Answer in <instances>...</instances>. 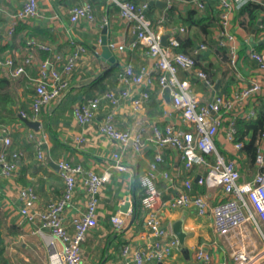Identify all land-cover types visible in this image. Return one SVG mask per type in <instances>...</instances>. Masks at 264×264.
I'll list each match as a JSON object with an SVG mask.
<instances>
[{
	"label": "built area",
	"instance_id": "1",
	"mask_svg": "<svg viewBox=\"0 0 264 264\" xmlns=\"http://www.w3.org/2000/svg\"><path fill=\"white\" fill-rule=\"evenodd\" d=\"M12 1V0H8ZM39 0H23L20 6L8 16L4 39L10 37L19 21L38 15ZM118 7V14L125 21L133 24L135 40L125 44L115 39H108L107 45L112 51L122 53L127 48L140 45L144 55L151 64H135L131 60L124 61L117 71V82L125 85L118 90L108 89L101 96L94 95L77 101L72 108V114L78 124H86L97 116L100 101L104 98L110 108L105 113L98 126V132L114 140L121 147L113 151V168L126 171L127 166L122 162V151L132 150L137 154L144 152L147 143H151L154 153L145 169L139 176L142 188L140 207L143 212V221L147 231V238L143 245L131 248L126 244L122 254L127 258L125 264H148L162 261L179 248V240L162 224L159 213L158 198L159 179L172 182L173 176L168 170L160 169L164 162V148H173L178 152L187 175L182 179L177 193L170 196L160 205L166 208H193L197 215H212L213 229L218 237L227 243L230 257L234 264H255L264 255V248L255 250L254 240L247 230V224H252L254 230L264 240V124L254 138V163L257 171L250 180H242L239 164L235 158L225 156L216 143V136L221 121L226 114L229 124L225 131V139L232 144L236 151L243 147L242 139L236 137V116L245 120L256 117V109H243V104L254 100L262 92V74L264 75V49L256 50L251 45V37L243 36L238 40L232 30V18L248 0H213L214 7L219 15L217 43L226 48L228 63L236 70L239 63V44L247 45V54L258 68V74L248 77L243 85L232 87L228 95L220 92L212 98L202 101L196 94L191 78L201 80L204 84L213 87V81L208 73L197 65L199 57L208 49L206 41H200L190 51H181L179 34L185 31L184 26L173 28L166 34L154 27L153 22L146 17L144 9L148 1L139 6L132 0H106ZM166 7L171 8L176 1L191 3L195 9L203 10L205 0H163ZM69 20L76 23L80 20L95 21L94 7L90 1L75 3L69 8ZM104 24L108 23L106 16L102 17ZM163 37L165 41L163 42ZM72 49L68 54L54 51L51 44L29 37L25 41L27 50L19 62L12 54L0 55V66L7 67L11 75H27V68L36 67V75L32 78L33 94L30 100V119L40 122L41 108L50 102L62 97L70 88L69 76L77 62L85 53L82 43L72 39ZM36 50L53 51L51 58L36 61ZM184 72L186 76H180ZM156 86L160 92L164 87L169 88L170 103L180 117L183 126L175 125L172 121L160 124L159 121L141 118L133 127L119 129L114 123V109L122 102L129 100L132 110L140 113L145 109L150 97V89ZM163 96V95H162ZM236 115L233 111H236ZM21 117H28L23 110ZM166 115L167 111H163ZM36 146V156L44 159L45 150L43 140L45 135H36L34 131L28 133ZM83 135L75 136V141H84ZM11 128L0 121V173L4 177L11 176L17 160L22 154L19 150H9L11 144ZM59 174L64 182V190L57 199L46 202L38 207V194L32 186H23L18 190L20 206L17 225L32 224L36 232L48 229L51 235L50 246L54 247L56 240L61 242V249L52 251L53 264H83L81 245L87 232L97 224V205L101 188L110 180L112 172L108 169L97 172L91 168H84L79 163H71L66 159L57 162ZM202 166L204 172L197 178L199 184L207 187L220 188L226 195L214 205L199 192H194L190 171ZM78 182L85 190L84 209L72 215L70 228L63 221L65 207L71 202ZM125 212L117 211L110 216V221L116 229L124 228L130 222L133 214L132 199ZM123 199L121 203H124ZM248 246H252L249 249ZM255 250V251H254ZM197 264H224L217 263L210 251L198 247L194 252ZM113 264V263H105Z\"/></svg>",
	"mask_w": 264,
	"mask_h": 264
},
{
	"label": "crops",
	"instance_id": "2",
	"mask_svg": "<svg viewBox=\"0 0 264 264\" xmlns=\"http://www.w3.org/2000/svg\"><path fill=\"white\" fill-rule=\"evenodd\" d=\"M22 1L0 0V55L12 54L15 61L19 62L27 53L25 41L29 37L51 44L54 51L62 52L64 55L72 49L70 42L72 39L82 43L86 51L69 76V90L62 97L41 108L38 130L26 125L19 114V111L23 110L29 118L31 116L29 104L33 94L32 78L36 75V67H28L27 75L13 76L9 68L0 66V121L8 124L11 128L12 140L9 150H19L22 153L11 176L4 177L0 173V264H53L52 251L54 248L59 251L61 242L56 240L54 247H51L50 240L52 238L48 229H44L39 233L35 231V226L32 224L17 225L18 208L20 206L18 190L23 186H32L38 194V207H43L46 202L60 197L64 190V182L59 174L57 162L61 158L73 164L79 163L84 168H91L97 172H102L105 169L112 172L110 180L100 190L97 205V224L87 232L81 245V254L83 264H105L109 262L125 264L127 258L122 254L123 246L129 244L131 248L139 247L145 243L147 238L140 201L138 216H135L136 218L134 217L132 222L127 223L124 228L116 229L110 221V216L117 211H121L120 205L123 199L128 197L137 201V198H140L142 188L139 184V176L152 158L153 147L151 143H147L142 154H137L132 150L122 151L121 160L128 170H116L112 166L114 161L111 158V153L116 150L119 151L121 146L98 132V126L110 108L107 101L104 98L101 99L97 116L86 124L76 122L72 114V108L77 101L81 100L82 96H88L85 93V95H81L80 87L85 86L95 76L111 66L117 65L120 68L121 64L128 60L135 64L146 62L149 65L151 61L144 55L143 48L140 45L133 49L127 48L122 53L112 51L116 58L115 63H111L100 56L99 40L104 25H107L109 39L127 44L135 40L136 37L133 32V24L121 18L118 14V7L106 0L94 4V22L80 20L76 23L69 20V8L75 3L86 0H39L38 15L29 18L24 26L22 25L17 29L15 34L4 39L3 35L5 34L8 16L20 6ZM132 1H135L137 6L143 1H148L149 7L150 0ZM205 1L206 4H212V12L217 11L213 0ZM248 2L258 3L264 8V0H248ZM150 9V13L146 17L153 22L155 28L166 34L169 30L182 25L185 31L179 34L181 45L183 43L188 44L186 40L193 36L194 28H188L180 20L187 17L190 9H195L191 3L176 1L171 8H159L152 5ZM216 13L218 14V11ZM237 13L238 11L234 12L232 18L231 28L233 32L238 40H241L243 36L250 35L251 45L255 48L257 43L264 40V31H259L256 36L252 31L248 32L240 25ZM103 16L108 18L107 24L102 22ZM260 26L259 24L258 27ZM28 31H33L34 36H28L26 34ZM195 31L198 30L195 29ZM217 31V27L213 28L216 42L218 38ZM42 32H46V35L49 36L47 37ZM198 33V38L194 41L193 46L199 43L201 39L204 40V35L199 31ZM215 45L219 46L218 43H215ZM215 45L213 48L208 46L207 51L199 57L197 65L200 64L199 67L210 65L211 69L216 64L220 65L219 77L217 78L219 79V86L215 90L216 92L228 95L232 87L243 85L247 82L248 77L260 73L256 62L247 54L246 44L241 43L238 45L240 59L237 74L239 76L236 75V70L231 68L228 63L226 48H224L225 53H222L221 49H215ZM193 46H186V51L191 50ZM52 53L53 51L36 50L34 58L36 61L51 58ZM180 76H186V74L180 72ZM217 79L211 80L215 84ZM261 79L262 92L253 101L249 100L244 103V110L253 107L257 111L262 101H264L263 74ZM191 82L192 85L197 84L194 90L202 101L211 98L213 87L196 78H191ZM120 87H125V85H119L117 82L111 89L118 90ZM102 94L95 93L89 94V96H101ZM150 94H154L161 99L162 111L160 114L149 115L147 113L149 100L146 102L145 109L140 113L132 110L130 102L127 100L114 109L116 127L119 129L133 127L141 118L148 121H159L160 124L172 121L175 125L183 126L170 101H165L162 92L156 86L150 89ZM163 111H167V114L164 115ZM236 113H238L237 110L233 111L234 115ZM41 114H46L54 122L56 130L55 143L49 137L48 132L44 130ZM229 116L230 114H226L221 121L216 143L225 156L236 159L239 164L241 179L250 180L257 171V166L254 159L250 161L247 157L243 147L236 151L233 149L232 144L226 141L225 131L229 124ZM240 120L245 119L236 116V126ZM32 131L36 135H45L43 160L37 158L35 141L28 135ZM77 135H83L85 137L84 141L77 143L75 141ZM255 136L256 133L253 134L252 131L244 130L241 134L236 132V137L242 139L243 146L254 140ZM163 152L164 162L161 163L160 169L168 170L174 178L172 182L162 179L157 182L159 190L158 207L162 224L172 230L173 222L182 219V229L186 235L183 242H179V248L174 250L172 255L162 261H153L148 264H197L194 252L200 246L210 251L217 263L234 264L227 243L223 238L218 237L213 229L210 212L205 216H200L191 207L170 209L160 205L161 201L177 193V188L187 175L176 150L164 148ZM203 172L204 168L197 165L190 171L194 192L203 194L210 205L225 199L226 195L220 188L207 187L197 182L198 176ZM85 197V190L78 182L72 200L63 212V221L69 228L72 215L84 209ZM247 230L251 237V233L257 235L252 224H247Z\"/></svg>",
	"mask_w": 264,
	"mask_h": 264
},
{
	"label": "trees",
	"instance_id": "3",
	"mask_svg": "<svg viewBox=\"0 0 264 264\" xmlns=\"http://www.w3.org/2000/svg\"><path fill=\"white\" fill-rule=\"evenodd\" d=\"M90 1L93 4L103 2L105 0H86ZM135 2V1H134ZM136 3V2H135ZM137 4V3H136ZM211 3H207L205 8L203 10H197V9H190L188 11V15L186 18H182L180 21H182L188 28L193 27L194 33L193 36H191L186 41L187 43H183L181 46L177 48V50L186 51V46H193L194 41L198 38V31L204 35V40L201 39V41H206L209 48H213L215 45L216 39L213 35V28L219 27V15L216 12H212L213 7L211 6ZM150 8H152V5L146 9H144V14L147 16L150 13ZM212 12V13H211ZM171 13V11H169ZM237 16L239 17V23L242 27H244L248 32H251L257 24L258 21H260V27L255 29L253 34H256L259 31H264V8L262 5L258 3L253 2H247L245 5H243L240 9H238ZM29 20H22L18 22V25L15 28V31L13 34L16 33L17 29L20 28V26H24L25 22ZM198 30L197 32L195 31ZM44 35H46V32H42ZM28 36H34L33 31H28L26 33ZM47 36V35H46ZM49 36V35H48ZM47 36V37H48ZM187 44V45H186ZM264 47V40H262L260 43H257V46L255 47L256 50H261V48ZM215 49L219 50L221 49L222 53H225L224 48L215 45ZM190 51V50H188ZM200 65V64H198ZM207 73L208 76L211 79H217L219 77V71H220V65L216 64V66H213L214 68L211 69L210 65L208 66H201ZM119 68L117 65H113L110 68L106 69L105 71L101 72L97 76L93 78L89 83H87L85 86L80 87V91H82V94H86L88 96H82L81 100H84L87 97H90L89 94H95V93H103L104 91L113 88V86L117 83V71ZM185 74V73H184ZM84 94V95H85ZM148 101V109L147 113L149 115H155L160 114L162 111L161 107V99L157 98L156 95L150 94ZM43 119V126L44 130H46L49 134V137L53 140V143L56 142V130L54 126V122L52 118L47 117L46 114H41ZM264 124V101H262L260 107L257 110L256 117L254 119L245 121L240 120L237 122V132L240 134L245 131H252L253 134L260 131ZM244 152L247 154V157L251 160L254 159L255 155V147H254V140L246 143L243 146ZM138 210H139V199L137 198L136 201V207H135V216H138ZM135 217V218H136Z\"/></svg>",
	"mask_w": 264,
	"mask_h": 264
},
{
	"label": "water",
	"instance_id": "4",
	"mask_svg": "<svg viewBox=\"0 0 264 264\" xmlns=\"http://www.w3.org/2000/svg\"><path fill=\"white\" fill-rule=\"evenodd\" d=\"M149 5H155V6H158L159 8H164V7H166L167 3H166V1H163V0H150ZM259 24H260V21H258L257 24H255L252 32H254L255 29L258 28ZM108 39L109 38L107 35V25H104L102 28V34H101L100 40H99L100 56L107 59L111 63H115L116 62L115 55L113 54L112 50L107 45ZM164 41H165V37H163V42ZM218 86H219V79L216 80V82L213 86V89L211 92L212 96L215 93V90L218 89ZM162 95H163V98L165 99V101L168 102L170 100L168 87L163 88ZM212 96H211V98H212ZM21 119L29 127L33 128L35 130L39 129L40 122L38 120H33V119H30L27 117H21ZM128 207H129V201L126 199L125 202L120 205V210L125 212ZM135 207H136V201H135V199H132L133 214L130 218V223L132 222V220L135 217ZM172 231L175 234V236L177 237V239L179 240V242L182 243L184 240V237L186 235V233L182 229V219H178V220L173 222Z\"/></svg>",
	"mask_w": 264,
	"mask_h": 264
},
{
	"label": "rangeland",
	"instance_id": "5",
	"mask_svg": "<svg viewBox=\"0 0 264 264\" xmlns=\"http://www.w3.org/2000/svg\"><path fill=\"white\" fill-rule=\"evenodd\" d=\"M193 87H197V84H194ZM257 235H255V233H251L252 238L255 240L254 244H255V250L259 249V248H264V240L262 239V237L256 233ZM249 249H252V246H248ZM254 250V251H255ZM255 264H264V255L261 259H259Z\"/></svg>",
	"mask_w": 264,
	"mask_h": 264
}]
</instances>
